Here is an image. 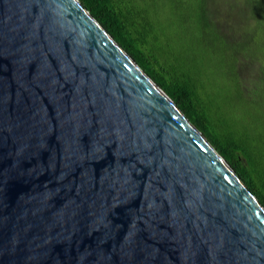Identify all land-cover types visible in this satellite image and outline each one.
<instances>
[{
    "label": "water",
    "instance_id": "95a60500",
    "mask_svg": "<svg viewBox=\"0 0 264 264\" xmlns=\"http://www.w3.org/2000/svg\"><path fill=\"white\" fill-rule=\"evenodd\" d=\"M0 264H264V206L78 0H0Z\"/></svg>",
    "mask_w": 264,
    "mask_h": 264
},
{
    "label": "trees",
    "instance_id": "16d2710c",
    "mask_svg": "<svg viewBox=\"0 0 264 264\" xmlns=\"http://www.w3.org/2000/svg\"><path fill=\"white\" fill-rule=\"evenodd\" d=\"M264 206V0H78Z\"/></svg>",
    "mask_w": 264,
    "mask_h": 264
}]
</instances>
